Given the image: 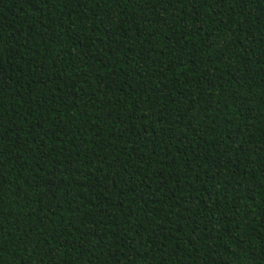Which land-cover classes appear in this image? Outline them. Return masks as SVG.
<instances>
[{
  "label": "trees",
  "instance_id": "1",
  "mask_svg": "<svg viewBox=\"0 0 264 264\" xmlns=\"http://www.w3.org/2000/svg\"><path fill=\"white\" fill-rule=\"evenodd\" d=\"M0 37V264H264V0H0Z\"/></svg>",
  "mask_w": 264,
  "mask_h": 264
},
{
  "label": "snow or ice",
  "instance_id": "2",
  "mask_svg": "<svg viewBox=\"0 0 264 264\" xmlns=\"http://www.w3.org/2000/svg\"><path fill=\"white\" fill-rule=\"evenodd\" d=\"M145 2H146V0H145ZM3 38L2 37H0V40H2ZM3 51H5L4 49H3ZM0 251H2V249H0Z\"/></svg>",
  "mask_w": 264,
  "mask_h": 264
}]
</instances>
